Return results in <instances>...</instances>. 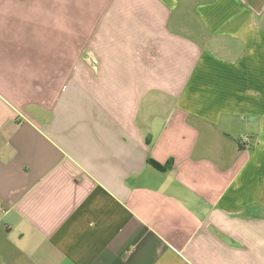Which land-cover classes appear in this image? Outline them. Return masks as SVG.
<instances>
[{"label": "crops", "instance_id": "0c3cea01", "mask_svg": "<svg viewBox=\"0 0 264 264\" xmlns=\"http://www.w3.org/2000/svg\"><path fill=\"white\" fill-rule=\"evenodd\" d=\"M0 264H264V0H0Z\"/></svg>", "mask_w": 264, "mask_h": 264}, {"label": "trees", "instance_id": "16d2710c", "mask_svg": "<svg viewBox=\"0 0 264 264\" xmlns=\"http://www.w3.org/2000/svg\"><path fill=\"white\" fill-rule=\"evenodd\" d=\"M239 146H242V144H239ZM151 163H152L157 169H165V168L168 167V165H164V166H162V165H160L159 163H156V162H154V161H151Z\"/></svg>", "mask_w": 264, "mask_h": 264}]
</instances>
